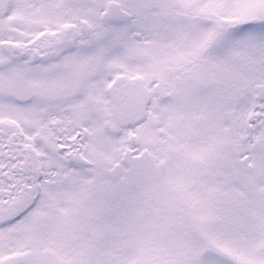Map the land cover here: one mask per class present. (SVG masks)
Segmentation results:
<instances>
[{
  "label": "snow or ice",
  "instance_id": "1",
  "mask_svg": "<svg viewBox=\"0 0 264 264\" xmlns=\"http://www.w3.org/2000/svg\"><path fill=\"white\" fill-rule=\"evenodd\" d=\"M0 264H264V0H0Z\"/></svg>",
  "mask_w": 264,
  "mask_h": 264
}]
</instances>
